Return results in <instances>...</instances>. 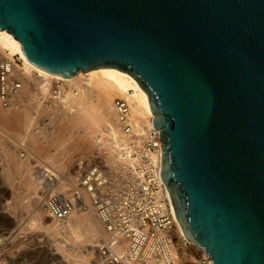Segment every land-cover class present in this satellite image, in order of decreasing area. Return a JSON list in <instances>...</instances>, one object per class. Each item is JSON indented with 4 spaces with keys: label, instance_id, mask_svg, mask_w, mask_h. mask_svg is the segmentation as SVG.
Returning a JSON list of instances; mask_svg holds the SVG:
<instances>
[{
    "label": "water",
    "instance_id": "obj_1",
    "mask_svg": "<svg viewBox=\"0 0 264 264\" xmlns=\"http://www.w3.org/2000/svg\"><path fill=\"white\" fill-rule=\"evenodd\" d=\"M0 31L57 77L135 80L187 242L264 264V0H0Z\"/></svg>",
    "mask_w": 264,
    "mask_h": 264
},
{
    "label": "rangeland",
    "instance_id": "obj_2",
    "mask_svg": "<svg viewBox=\"0 0 264 264\" xmlns=\"http://www.w3.org/2000/svg\"><path fill=\"white\" fill-rule=\"evenodd\" d=\"M12 60L20 70L19 55H14ZM15 72L13 78L18 80ZM31 89V95L35 97L36 89L34 86ZM68 91L63 81L54 79L43 97H33L31 104L36 103L39 107L34 114L36 126L45 124L52 131L47 125L50 113L44 116L42 109L53 111L59 97ZM117 101L127 103L121 97H114V105ZM26 107L23 104L21 108ZM16 108L13 98L8 104L0 103L1 111L7 114ZM118 117L119 124H123ZM136 125L132 120L124 126L123 131L130 140L126 152L116 156L119 159L114 167L106 158L109 155L107 146L111 148L110 157L116 155L112 149L114 140L106 124L98 126L92 145L82 144L65 156L55 157L56 147L50 146L45 151L33 148L29 138L23 136V129L0 122V264H61L57 257L66 255V240L61 230H52L49 226L55 221L62 224L73 214L90 217L97 233L93 254L87 264L104 261L99 258L98 251L106 244L121 243L123 249L121 247L120 252H116L126 255L129 241L124 233L133 229L131 221L135 215H144L149 229L140 234L138 258V264H144L155 248L148 233L152 232L153 223L164 224V216L158 209L162 199L153 188L148 169L149 158L145 152L147 128L142 138H134L132 135L135 134L131 133ZM7 156L14 157L23 165L12 179L6 177L9 169ZM24 176L32 181L30 187L22 183ZM147 187L149 190L144 191ZM162 233L172 239L171 252L177 264H201L202 260L207 264L208 258L202 250L177 240L170 228ZM55 248L59 254L52 257L48 250ZM123 264L129 263L125 261Z\"/></svg>",
    "mask_w": 264,
    "mask_h": 264
},
{
    "label": "bare ground",
    "instance_id": "obj_3",
    "mask_svg": "<svg viewBox=\"0 0 264 264\" xmlns=\"http://www.w3.org/2000/svg\"><path fill=\"white\" fill-rule=\"evenodd\" d=\"M14 55H19L22 63L20 70L15 67V73L21 82L20 90L13 97L14 105L17 108L9 114L0 109V122L23 129V136L29 138V143L33 148L45 151L46 148L54 146L56 147L55 157L65 156L69 151L77 149L82 144L92 145L98 126L106 124L109 127V135L114 140L115 145L112 149L116 154L111 158L109 152L111 148L107 146L109 155L106 158L108 164L111 163L116 167L119 159L116 156L121 152H126L130 137L123 131L124 124H119L118 112L113 102L114 97H121L128 103L129 122L133 120L137 124L131 133L135 134L132 135L135 136L134 138H142L146 128H154L153 114L150 112L147 96L129 75L115 69L102 68L87 73H79L71 78L57 77L28 62L21 51L20 43L12 38L11 34L0 31V61L11 62ZM54 79L63 81L69 91L63 97H59L53 111L49 112L47 108L43 107L42 115L46 116L50 113L47 115L49 116L47 118L49 124L47 125L51 126L52 131H49L50 127H46L45 124L40 125V127L34 124V114L39 107L36 103L31 104V102L38 95L43 97L49 89L50 82ZM33 86L36 89L35 97L31 95ZM38 99H40L39 96ZM23 104L27 107L21 108ZM155 131L158 133V130L155 129ZM160 155L158 149L154 156L157 175L169 200L168 192L160 178ZM8 161L9 169L6 177L12 179L19 174L23 165L14 157L9 156ZM21 179L25 186L30 187L32 185V181L27 176ZM170 211L172 234L177 240L188 243L173 216L171 204ZM92 222V219L87 215L75 216L73 214L67 217L62 224H58L56 221L50 224L49 228L61 230L65 237L63 238L66 240L64 246L66 255L62 254L57 257L59 263L87 264L89 262L95 247L93 244L97 237ZM57 250L58 248L50 249L48 254L53 257L59 254ZM206 263L208 264V259Z\"/></svg>",
    "mask_w": 264,
    "mask_h": 264
},
{
    "label": "built area",
    "instance_id": "obj_4",
    "mask_svg": "<svg viewBox=\"0 0 264 264\" xmlns=\"http://www.w3.org/2000/svg\"><path fill=\"white\" fill-rule=\"evenodd\" d=\"M15 67H17V64L13 60L11 62L5 61L0 63V103L2 104H8V102H10L14 95L20 90L21 83L19 80L13 78ZM115 106L118 116H120V120L123 121L125 126L129 123V106L124 101H117ZM156 133L155 128L147 129L146 137L148 142L145 152L149 158L148 169L152 178L151 181L153 188L159 193L160 198L162 199V204H159L158 209L160 210L162 216H164V224H161L160 222L152 224V229H150L152 232L148 233V238L154 242L155 248L153 249L150 257L145 260L144 264H177L176 259L171 252L172 239L162 233L164 230H168L169 228L171 229L172 219L170 215L171 211L169 200L157 175V165L154 156L156 155V151L158 149L161 154V141L159 138V130L158 133ZM147 190H149L148 187L147 189H144V191ZM58 216L61 215L58 214ZM102 217L104 218L105 216L102 215ZM131 224L133 229H128L124 233V236H126L129 241L128 253L122 256L116 252V250L119 251L122 247L121 243L106 244L101 246L98 251L99 258L104 259V261L101 263L94 262L93 264H123L125 261L129 264L132 262V264H138V258L140 256V234L142 231H147L149 229V225L147 224L146 217L142 214L135 215ZM160 228H162L163 231ZM201 264H204V260H202Z\"/></svg>",
    "mask_w": 264,
    "mask_h": 264
},
{
    "label": "crops",
    "instance_id": "obj_5",
    "mask_svg": "<svg viewBox=\"0 0 264 264\" xmlns=\"http://www.w3.org/2000/svg\"><path fill=\"white\" fill-rule=\"evenodd\" d=\"M193 247H195L196 249H199L198 247H196V246H193ZM199 253V255L201 254L200 252H198ZM202 257V256H201Z\"/></svg>",
    "mask_w": 264,
    "mask_h": 264
}]
</instances>
